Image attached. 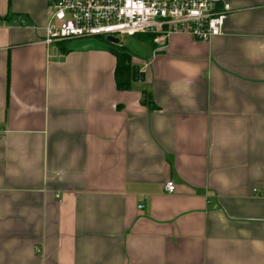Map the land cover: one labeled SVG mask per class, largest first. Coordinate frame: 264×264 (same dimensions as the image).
I'll use <instances>...</instances> for the list:
<instances>
[{"label":"crops","instance_id":"crops-1","mask_svg":"<svg viewBox=\"0 0 264 264\" xmlns=\"http://www.w3.org/2000/svg\"><path fill=\"white\" fill-rule=\"evenodd\" d=\"M224 1L119 91L105 39L47 45V0H0V264H264V0Z\"/></svg>","mask_w":264,"mask_h":264},{"label":"built area","instance_id":"built-area-1","mask_svg":"<svg viewBox=\"0 0 264 264\" xmlns=\"http://www.w3.org/2000/svg\"><path fill=\"white\" fill-rule=\"evenodd\" d=\"M45 43L74 39L154 34L156 42L173 34L209 42L223 34L231 7L224 0H47ZM4 131L0 127V135ZM173 182L166 185L174 193ZM142 208V207H140Z\"/></svg>","mask_w":264,"mask_h":264},{"label":"trees","instance_id":"trees-1","mask_svg":"<svg viewBox=\"0 0 264 264\" xmlns=\"http://www.w3.org/2000/svg\"><path fill=\"white\" fill-rule=\"evenodd\" d=\"M149 36L150 38H148ZM149 36L146 34H140L135 35L133 38H135L138 42L153 46L154 36ZM108 46L110 48V51L117 59V67L115 73L117 89L119 91H128L132 86V67L134 56L127 47H124L120 44L116 45L108 43ZM150 99V95H146L143 100V104L147 105L151 110H153L155 107Z\"/></svg>","mask_w":264,"mask_h":264},{"label":"rangeland","instance_id":"rangeland-1","mask_svg":"<svg viewBox=\"0 0 264 264\" xmlns=\"http://www.w3.org/2000/svg\"><path fill=\"white\" fill-rule=\"evenodd\" d=\"M154 36L153 42L155 44V40L157 36L154 34H146ZM150 38V36L148 37ZM118 39L120 40V45L127 47L133 54L136 56L144 55L146 51H148V45L138 42L135 38L129 36H119ZM106 40V39H105Z\"/></svg>","mask_w":264,"mask_h":264},{"label":"water","instance_id":"water-1","mask_svg":"<svg viewBox=\"0 0 264 264\" xmlns=\"http://www.w3.org/2000/svg\"><path fill=\"white\" fill-rule=\"evenodd\" d=\"M106 41L110 44H120L118 38L108 37ZM146 81L145 72L141 71L140 65H133L132 67V82L133 83H144Z\"/></svg>","mask_w":264,"mask_h":264}]
</instances>
